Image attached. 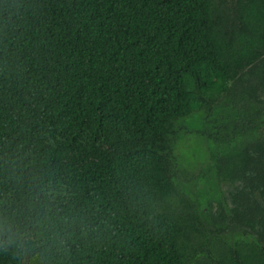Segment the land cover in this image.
<instances>
[{
    "label": "trees",
    "instance_id": "obj_1",
    "mask_svg": "<svg viewBox=\"0 0 264 264\" xmlns=\"http://www.w3.org/2000/svg\"><path fill=\"white\" fill-rule=\"evenodd\" d=\"M263 53L264 0H0V223L59 233L0 264H258L202 238L172 143Z\"/></svg>",
    "mask_w": 264,
    "mask_h": 264
},
{
    "label": "flooded vegetation",
    "instance_id": "obj_2",
    "mask_svg": "<svg viewBox=\"0 0 264 264\" xmlns=\"http://www.w3.org/2000/svg\"><path fill=\"white\" fill-rule=\"evenodd\" d=\"M229 86L224 97L204 111L213 114L223 105L220 110L227 112L199 133L213 145L215 197L195 203L184 196L194 207L195 228L203 239L222 240L231 248L237 243L239 250L257 253L258 264H264V53Z\"/></svg>",
    "mask_w": 264,
    "mask_h": 264
},
{
    "label": "rangeland",
    "instance_id": "obj_3",
    "mask_svg": "<svg viewBox=\"0 0 264 264\" xmlns=\"http://www.w3.org/2000/svg\"><path fill=\"white\" fill-rule=\"evenodd\" d=\"M223 107L218 105L216 111L209 115L204 111L191 114L178 123V135L173 138L176 157L173 182L183 195L195 203L205 197L214 198L216 194V160L215 154H211L213 145L199 133L208 122L227 112V108L220 110Z\"/></svg>",
    "mask_w": 264,
    "mask_h": 264
},
{
    "label": "clouds",
    "instance_id": "obj_4",
    "mask_svg": "<svg viewBox=\"0 0 264 264\" xmlns=\"http://www.w3.org/2000/svg\"><path fill=\"white\" fill-rule=\"evenodd\" d=\"M49 194L58 195V193L51 192ZM47 219L49 225L54 224L51 218ZM30 221L31 217L21 220L14 213L13 216L6 218L4 223H0V236L4 237L0 240V248H3L5 252L12 250L26 254L29 251L27 247L29 244L38 246V242L43 243L45 239H56L59 235L58 232L53 231L51 235L46 236L47 227L41 220Z\"/></svg>",
    "mask_w": 264,
    "mask_h": 264
}]
</instances>
